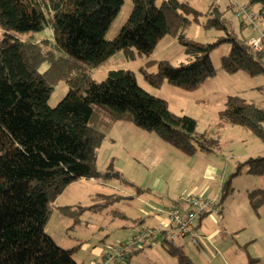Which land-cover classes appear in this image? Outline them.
Segmentation results:
<instances>
[{"label": "trees", "instance_id": "obj_1", "mask_svg": "<svg viewBox=\"0 0 264 264\" xmlns=\"http://www.w3.org/2000/svg\"><path fill=\"white\" fill-rule=\"evenodd\" d=\"M122 4L123 0H0V26L5 30L0 38V264H80L73 249L59 246L44 226L53 201L67 184L100 176L95 167L98 149L115 122L129 121L155 132L189 155L197 149H216L218 141L211 131L198 133L193 117L174 114L166 100L138 84L131 70L114 69L103 80L93 79L91 70L117 50L127 57L135 52L145 55L139 70L153 86L167 81L193 89L218 69L264 72V49L255 51L248 40L230 33L206 43L187 37L190 16L200 12L179 0H162L159 5L156 0H135L127 23L114 38L106 39ZM243 4L252 10L251 5L258 4L257 22L263 21L264 0ZM212 11L215 17L207 24L225 28V20L218 17L221 12L216 7ZM236 14L248 26L238 7ZM47 25L53 42L49 49L46 40H22L8 32H35ZM167 34L183 47L186 61L177 66L150 58ZM222 42H229L230 49L215 67L210 53ZM43 63L47 67L40 71ZM151 65L157 66L155 72L147 70ZM59 80L67 83L68 91L51 107L48 99ZM219 117L218 126L238 124L264 141V110L253 101L229 95ZM241 166L264 178V155L248 157ZM229 186L230 180L222 184L217 206ZM247 198L253 209H259L264 186L249 190ZM164 232L160 240L177 264H191L183 247L167 240ZM122 256L116 259L127 261L131 252Z\"/></svg>", "mask_w": 264, "mask_h": 264}, {"label": "rangeland", "instance_id": "obj_2", "mask_svg": "<svg viewBox=\"0 0 264 264\" xmlns=\"http://www.w3.org/2000/svg\"><path fill=\"white\" fill-rule=\"evenodd\" d=\"M134 1L123 0L106 31V39L114 38L127 23L134 10ZM161 1L156 0V4ZM179 1L200 12L195 18L190 16L192 21L185 31L189 38L206 43L226 37L228 33L240 40H249L259 34L254 28L244 25L236 14L237 5L234 3L243 4L248 0ZM251 6L258 11V4ZM214 7L221 12L218 17L225 20V28L207 24L210 18L215 17ZM4 32L0 26V38ZM8 32L22 40H46L49 42L47 49L53 43L48 25L35 32ZM229 49L230 43L222 42L211 51L210 58L215 67L219 66L220 58ZM150 58L165 59L174 66L186 61L183 47L168 34L159 40ZM146 60L145 55L135 52L133 57H127L122 50H117L91 70V77L100 81L110 70H131L138 84L147 92L166 100L174 114L193 117L198 133L211 131L210 134L218 141L216 149H197L189 155L155 132L139 128L129 121H121L129 122L131 128H117L118 135H106L95 163L100 176L81 177L65 186L52 203L45 232L59 246L73 249L72 256L80 264L91 261L106 264H177L176 257L162 244L159 232L146 246L141 248L138 245L131 250L133 234L147 226L155 227L156 222L148 213L161 214L163 208H170L180 196L216 197L218 202L222 184L230 180L229 191L218 204L219 212L207 213L193 230L198 235L199 244L194 243L192 235L177 237L173 244L183 247L191 264H264V204L255 210L247 198L249 190L264 186V178L247 173L246 166L239 167L240 162L248 157L264 155V141L238 124L218 126L219 111L229 95H239L264 110V72L249 74L240 69L231 73L218 69L193 89L167 81L153 86L139 70ZM46 67L47 64L43 63L39 70L43 71ZM156 69V65H151L147 70L155 72ZM67 91L68 85L64 80L56 82L48 105L56 106ZM262 126L264 129V121ZM198 219L199 216L195 218L194 225H197ZM213 230H218V234L209 237ZM118 248L131 250L130 261L112 259Z\"/></svg>", "mask_w": 264, "mask_h": 264}, {"label": "built area", "instance_id": "obj_3", "mask_svg": "<svg viewBox=\"0 0 264 264\" xmlns=\"http://www.w3.org/2000/svg\"><path fill=\"white\" fill-rule=\"evenodd\" d=\"M238 7V14L243 16L249 28H254L258 31V36L252 37L248 40V44L255 51H262L264 49V24L258 23V15L255 11L249 8L245 4L235 2ZM166 214V224L158 227H147L138 231L132 236L131 250L136 246H146V243L155 237L156 233L165 230L164 236L170 242H174L177 237H185L192 235V240L195 244H199L198 235L192 231L193 222L196 216L204 212L218 213L219 208L217 206L216 198H205L203 196L188 194L180 196L174 206L164 210ZM168 227V229H167ZM167 229V230H166ZM127 248H118L115 255L112 258L123 257L124 253L131 251ZM97 264H106V262H97Z\"/></svg>", "mask_w": 264, "mask_h": 264}, {"label": "crops", "instance_id": "obj_4", "mask_svg": "<svg viewBox=\"0 0 264 264\" xmlns=\"http://www.w3.org/2000/svg\"><path fill=\"white\" fill-rule=\"evenodd\" d=\"M262 24H264V21H262ZM130 123L129 122H121V121H117V122H115L114 123V125H113V127L111 128V130L109 131V133L111 134V136H116V135H118V133H117V128H122V127H125V129H129V128H131V126L129 125ZM126 132V131H125ZM125 132H122V133H125ZM121 133V134H122ZM120 134V135H121ZM184 195V194H183ZM214 198H216V197H214ZM175 202V201H174ZM174 202H173V205H174ZM172 205V206H173ZM165 209H167V208H163L161 211V214L159 213V214H154V213H148L150 216H152L153 217V219L155 220V222H156V225H155V227H158V226H160V225H164V224H166V221H167V219H166V214H165ZM219 210H220V208H219ZM205 216V215H204ZM203 215L202 216H200L199 215V219H198V222H197V225H195V228H197L200 224H201V221H202V218L204 217ZM146 218H144L143 220H145ZM148 227V226H147ZM153 227V226H152ZM214 234H218V230H213L212 232H210V234H209V237H214L215 235ZM208 237V236H207ZM206 240V239H205ZM114 261H120V260H118V259H115V258H112ZM130 259H131V257L130 258H128V260L130 261ZM127 260V261H128ZM97 262H100V261H97ZM97 262H93V261H91V262H89L88 264H96ZM128 264H132V263H128Z\"/></svg>", "mask_w": 264, "mask_h": 264}]
</instances>
